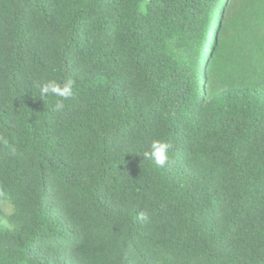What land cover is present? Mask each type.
I'll list each match as a JSON object with an SVG mask.
<instances>
[{
  "label": "trees",
  "instance_id": "16d2710c",
  "mask_svg": "<svg viewBox=\"0 0 264 264\" xmlns=\"http://www.w3.org/2000/svg\"><path fill=\"white\" fill-rule=\"evenodd\" d=\"M0 70V264H264V0H0Z\"/></svg>",
  "mask_w": 264,
  "mask_h": 264
},
{
  "label": "clouds",
  "instance_id": "9594fccd",
  "mask_svg": "<svg viewBox=\"0 0 264 264\" xmlns=\"http://www.w3.org/2000/svg\"><path fill=\"white\" fill-rule=\"evenodd\" d=\"M10 75L11 74L7 73L4 70H0V76L8 77ZM74 87L75 81L71 78L64 80L62 83L58 82L55 79H48L43 81L40 85V98L45 99L48 96L60 98L57 100L55 109L57 111H62L65 107L64 101L70 100L74 96ZM0 143L7 145L8 141L6 138L0 137ZM169 148L170 144H168L167 142H164L160 139H154L151 142L150 149L143 152V157L148 161L154 162L155 166L151 171L155 174V176L165 172H174L177 177V182H180L182 181L183 177L187 176V173H184V175H180L179 173H183L184 169L190 168V162H179L177 158L175 161L169 162ZM157 168H159V170H157ZM179 169L183 172H180ZM174 192L175 191L168 190L165 185H161L160 193L164 194L165 196L173 198L175 196ZM0 197H3V199L0 200V205H3L5 207V210L9 212V214L15 211L11 200L7 198L6 194L0 193ZM62 236V234L53 235L55 239V243L53 245L59 244ZM140 264L148 263L142 262Z\"/></svg>",
  "mask_w": 264,
  "mask_h": 264
}]
</instances>
